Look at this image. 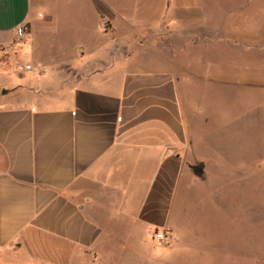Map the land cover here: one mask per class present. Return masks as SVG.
<instances>
[{"label":"crops","instance_id":"crops-1","mask_svg":"<svg viewBox=\"0 0 264 264\" xmlns=\"http://www.w3.org/2000/svg\"><path fill=\"white\" fill-rule=\"evenodd\" d=\"M221 5L0 0V264H184L254 212L264 4Z\"/></svg>","mask_w":264,"mask_h":264},{"label":"rangeland","instance_id":"rangeland-1","mask_svg":"<svg viewBox=\"0 0 264 264\" xmlns=\"http://www.w3.org/2000/svg\"><path fill=\"white\" fill-rule=\"evenodd\" d=\"M197 1V0H190ZM210 4L222 3V7L226 3H230L233 7H241L234 14L237 23H239L236 34L238 37L245 34V23L247 19L253 18L258 20L262 15L264 0H205ZM224 4V5H223ZM236 4V6H235ZM243 34V35H244ZM240 192L241 186H235ZM253 205L254 212H244L238 207V212H210L209 214L216 216V240L221 243L220 250L200 249L191 250L192 254L184 262V264H264V177L255 180L253 186ZM250 189L248 196H250ZM240 204V199L238 200ZM250 200L248 201V205ZM198 212H190L191 226L194 231L186 233V238L180 236L174 251L169 252V258L178 254H182L185 248V242H193L198 240L196 228L198 226ZM229 221L232 231L229 233L227 227ZM236 227V231H234ZM212 253L211 256L209 255ZM193 253L195 255L193 256Z\"/></svg>","mask_w":264,"mask_h":264},{"label":"built area","instance_id":"built-area-1","mask_svg":"<svg viewBox=\"0 0 264 264\" xmlns=\"http://www.w3.org/2000/svg\"><path fill=\"white\" fill-rule=\"evenodd\" d=\"M16 33H17L18 41L23 42L29 36L30 30H29L28 26L26 24H24V25H21L17 28ZM156 238L160 241L165 240L166 239L165 233L164 232H161V233L158 232L156 234Z\"/></svg>","mask_w":264,"mask_h":264},{"label":"water","instance_id":"water-1","mask_svg":"<svg viewBox=\"0 0 264 264\" xmlns=\"http://www.w3.org/2000/svg\"><path fill=\"white\" fill-rule=\"evenodd\" d=\"M203 168H204V166H203V165H200V166H197V167L194 169V172H195V174H196L198 177H202V176H203Z\"/></svg>","mask_w":264,"mask_h":264}]
</instances>
